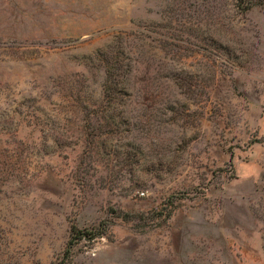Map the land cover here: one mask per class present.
Here are the masks:
<instances>
[{
    "label": "rangeland",
    "instance_id": "1",
    "mask_svg": "<svg viewBox=\"0 0 264 264\" xmlns=\"http://www.w3.org/2000/svg\"><path fill=\"white\" fill-rule=\"evenodd\" d=\"M0 264H264V0H0Z\"/></svg>",
    "mask_w": 264,
    "mask_h": 264
},
{
    "label": "trees",
    "instance_id": "2",
    "mask_svg": "<svg viewBox=\"0 0 264 264\" xmlns=\"http://www.w3.org/2000/svg\"><path fill=\"white\" fill-rule=\"evenodd\" d=\"M239 5H243L244 8H248L253 5V0H236Z\"/></svg>",
    "mask_w": 264,
    "mask_h": 264
}]
</instances>
